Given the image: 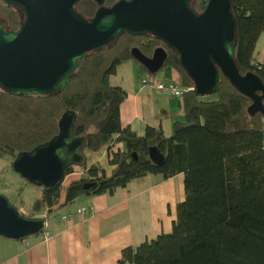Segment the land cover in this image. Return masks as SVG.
I'll list each match as a JSON object with an SVG mask.
<instances>
[{"label": "trees", "instance_id": "1", "mask_svg": "<svg viewBox=\"0 0 264 264\" xmlns=\"http://www.w3.org/2000/svg\"><path fill=\"white\" fill-rule=\"evenodd\" d=\"M206 1H192L189 7L199 14ZM96 9L93 0H78L72 7L86 22ZM230 13L234 64L241 75L253 73L264 85V64L253 57L264 32V0H237ZM21 20L17 7L0 0L3 31L16 32ZM144 39L122 33L102 49L87 53L81 67L55 96L16 97L0 91V154L9 155L11 170L16 154L49 141L57 134L61 114L71 111L75 115L72 136L83 139L82 162L77 169L84 171L85 177L67 185L60 206L70 205L82 195L110 194L146 175H159L163 180L182 176L183 200L175 206L170 231L122 249L115 264H264V118L249 116L250 101L222 78L214 94L197 97L187 91L179 97L182 121L173 122L168 137L158 127L145 126L139 137L122 127L119 106L125 93L110 86L108 79L118 65L127 62L134 65L137 78L151 76L130 56V49ZM166 54L158 73L170 69L175 85L193 88L178 56L170 50ZM111 145H121L123 150L113 151ZM149 147L162 155L160 166L148 161ZM102 149L111 167L109 175L99 167L87 166L85 154L94 155ZM72 169L66 168L56 185L38 188L39 197L31 204L30 215L51 212L59 205L63 178ZM84 184L90 186L82 189ZM40 220L43 223L45 219Z\"/></svg>", "mask_w": 264, "mask_h": 264}, {"label": "water", "instance_id": "2", "mask_svg": "<svg viewBox=\"0 0 264 264\" xmlns=\"http://www.w3.org/2000/svg\"><path fill=\"white\" fill-rule=\"evenodd\" d=\"M17 7L22 20L16 32L0 25V91L16 97L55 96L68 84L87 53L98 51L120 34H151L178 56L197 97L214 94L224 78L250 101L246 112L264 118V85L253 73L240 74L233 61L234 22L230 13L237 0H207L203 10L193 13L195 0L118 1L109 8L93 0L97 9L91 20L83 21L72 11L78 0H1ZM131 58L149 75L164 65L165 54L155 49L150 59L135 48ZM75 115L65 111L57 121V134L29 152L15 155L11 170L29 185L50 188L62 179L68 167L82 162L81 137L72 136ZM134 158V155H131ZM154 166L163 157L154 147L147 150ZM90 185H82L87 189ZM40 219H23L0 195V237L22 240L37 235Z\"/></svg>", "mask_w": 264, "mask_h": 264}, {"label": "crops", "instance_id": "3", "mask_svg": "<svg viewBox=\"0 0 264 264\" xmlns=\"http://www.w3.org/2000/svg\"><path fill=\"white\" fill-rule=\"evenodd\" d=\"M161 73L156 77L158 81L173 83V72ZM123 75L128 76L124 82ZM134 76L135 67L127 62L118 65L108 79L110 86L119 87L125 93L119 106L120 125L138 137L143 134L145 126L158 127L164 136H169L173 122L182 121L179 98L157 93L151 86L137 87L132 82ZM114 146L122 151L121 145ZM102 164L99 168L107 175L111 167L107 165L106 171ZM72 170L63 178L59 205L51 212L45 210L38 215L39 219H45L43 226L48 240L40 242L38 236L17 241L0 237V264H115L122 249L170 231L175 206L183 200L181 175L167 180L146 175L110 194L82 195L72 204L60 206L67 185L81 177L77 167ZM178 178H181V185ZM80 207L87 211L77 216L75 212ZM147 208L149 222L146 223V219L143 223L137 222L135 213L143 215ZM57 210L62 213L48 220L47 216ZM65 215H70V219L64 223L60 218Z\"/></svg>", "mask_w": 264, "mask_h": 264}, {"label": "rangeland", "instance_id": "4", "mask_svg": "<svg viewBox=\"0 0 264 264\" xmlns=\"http://www.w3.org/2000/svg\"><path fill=\"white\" fill-rule=\"evenodd\" d=\"M254 61L259 64H264V32L259 35V38L256 43L255 47V53H254ZM172 72L170 70H166L161 73L162 75H165L166 73ZM159 73L151 78L146 77L147 79H155L156 77H159ZM128 76L123 75V82L126 81ZM141 78H144L141 77ZM141 78L133 77V83L135 85L141 86ZM165 81V80H164ZM263 131H264V122H263ZM168 137V135L166 136ZM110 149L113 151L117 150L114 145H111ZM123 150V147H122ZM92 155V154H90ZM95 156H89V154H85V157L87 158V166L88 165H94L95 167H99V165H103V168L107 170V153L104 149H102L99 153L94 154ZM92 159V160H91ZM10 157L8 154H0V195L5 198V200L8 202L9 205L14 208L16 207L17 210H19V214L26 216V217H34V219H38L39 216H33L30 215V207L31 204L34 202L35 199L39 197L40 190L37 187H33L29 185L26 181L18 177L16 174H14L10 170ZM76 171V170H75ZM105 172V171H104ZM81 173V172H80ZM82 174V173H81ZM109 175V172L107 173ZM158 179L160 178L159 175H157ZM175 179V178H174ZM179 184L181 185V178ZM173 180V179H172ZM177 181V180H176ZM182 186V185H181ZM175 200V199H174ZM166 209V208H165ZM62 213V211H55L54 213H50L47 216V219L50 220L52 218H55L56 216H59ZM138 220L137 222L141 221L143 223V219H146V223L149 222V211L148 208L145 209V213L143 215L139 214L138 212L135 213Z\"/></svg>", "mask_w": 264, "mask_h": 264}, {"label": "built area", "instance_id": "5", "mask_svg": "<svg viewBox=\"0 0 264 264\" xmlns=\"http://www.w3.org/2000/svg\"><path fill=\"white\" fill-rule=\"evenodd\" d=\"M151 76L153 77L155 75H151ZM140 82H141V86H151L157 93H168L172 97H175V98H179L183 93L193 90L192 88L182 89L170 81L161 82V81H158L156 78L147 79L146 77H144V78H141ZM80 172L82 173V174L80 173L81 177H85L84 171L82 172L80 170ZM85 210L87 211L86 208ZM83 213H84V209H78L76 210L75 215L81 216ZM69 219H70V215H65L60 218V220L63 221L64 223L66 221H69ZM38 238L40 242H46L48 240V233L46 232V230H44V226L41 232L39 233Z\"/></svg>", "mask_w": 264, "mask_h": 264}, {"label": "flooded vegetation", "instance_id": "6", "mask_svg": "<svg viewBox=\"0 0 264 264\" xmlns=\"http://www.w3.org/2000/svg\"><path fill=\"white\" fill-rule=\"evenodd\" d=\"M104 1L105 0H103V2ZM106 1L110 2V0H106ZM118 1L128 2L130 0H114L110 4H103V2H102V6L104 8H109L114 3L118 2ZM143 36L145 38L144 41L142 43H140L137 47H135V49H137L139 51V53L147 59L151 58L152 53L155 49H161L165 54V60H166V58H167L166 53H168L169 49L164 45V43L159 39H156V38L154 39V37L151 34H147V35H143ZM153 44H155V45H153ZM165 60H164V62H165Z\"/></svg>", "mask_w": 264, "mask_h": 264}, {"label": "bare ground", "instance_id": "7", "mask_svg": "<svg viewBox=\"0 0 264 264\" xmlns=\"http://www.w3.org/2000/svg\"><path fill=\"white\" fill-rule=\"evenodd\" d=\"M146 35H147V34H146ZM148 87H149V86H148ZM60 181H61V180H60ZM60 181H59V182H60ZM59 182H58V183H59ZM37 188H39V187H37ZM78 209H84V213L86 212L85 208L80 207V208H78ZM78 209H77V210H78ZM84 213H83V214H84Z\"/></svg>", "mask_w": 264, "mask_h": 264}, {"label": "clouds", "instance_id": "8", "mask_svg": "<svg viewBox=\"0 0 264 264\" xmlns=\"http://www.w3.org/2000/svg\"><path fill=\"white\" fill-rule=\"evenodd\" d=\"M39 219V218H38ZM42 228H43V226H42ZM42 230V229H41ZM39 234H37L36 236H38Z\"/></svg>", "mask_w": 264, "mask_h": 264}]
</instances>
